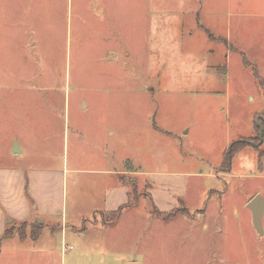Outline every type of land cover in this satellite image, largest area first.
Wrapping results in <instances>:
<instances>
[{
	"label": "rangeland",
	"instance_id": "1",
	"mask_svg": "<svg viewBox=\"0 0 264 264\" xmlns=\"http://www.w3.org/2000/svg\"><path fill=\"white\" fill-rule=\"evenodd\" d=\"M252 1L0 0V168L72 164L75 126H88L101 107L111 115L114 143L123 108L144 114L147 170L164 169L153 162L160 154L172 171L193 176L192 204L169 213L153 207L147 182L144 198L141 184L132 190L131 206L145 211L137 229L128 215L107 233L64 240L57 223L37 240L35 223L18 224L1 242L0 264H264V235L247 208L256 190L264 197V137L259 145L260 132L249 131L264 117L256 76L264 80V0ZM14 139L20 157L10 153ZM240 140L253 144L221 176L226 167L217 166Z\"/></svg>",
	"mask_w": 264,
	"mask_h": 264
},
{
	"label": "crops",
	"instance_id": "2",
	"mask_svg": "<svg viewBox=\"0 0 264 264\" xmlns=\"http://www.w3.org/2000/svg\"><path fill=\"white\" fill-rule=\"evenodd\" d=\"M228 2V4L235 3L241 7H245V4L249 6L255 4L252 0H228ZM235 10L239 13L242 12V9L239 11L235 8ZM107 101L101 100L100 104L105 107L108 105ZM84 105L83 109L88 110V106L85 103ZM122 110L124 111V120L121 124L120 143H114V126L110 124L111 115L100 107L92 114L88 126H75L74 128L72 164L69 161L65 162L62 170L61 167L58 168L59 165L50 170L40 167L25 169L18 166L10 169L0 168V240L2 242L4 239L12 238H4L7 230H13L16 234L19 229L18 224L21 227L28 224L32 228L35 223L38 228L35 236L37 240L45 228L54 230L57 223L60 232L62 227V239L64 240L72 236L85 238L83 232L88 230L89 235H94L96 232L107 233L128 215H132L130 218L138 220L135 223L137 229L140 227L139 214L143 215L144 210L143 206L140 208V205L131 206V194L132 190L136 188L139 191L141 184L143 188L141 198H144L146 182L149 185L147 197L151 200L153 207L161 213L172 212L178 209L182 203L186 206L192 204L187 201L188 178L193 177L192 173L172 171L170 167L166 166L172 164V160L163 158L160 154L153 157V162L154 165L161 162V165L165 166L164 169L147 170L145 134L140 127V117L143 118L144 114L139 109L133 112H129L125 108ZM156 129L158 128L155 127L152 130L153 134L157 133ZM254 129H256L255 124L249 131L253 132ZM161 132L163 133L162 130ZM165 135L169 134L166 132ZM86 148H89L88 153L84 152ZM10 149V153L15 157H20L24 153L22 145L16 139ZM158 152L161 153L159 150ZM227 152L224 155V160L217 166L218 168L223 165ZM259 158L261 162L264 160V157ZM87 162L89 167H86ZM233 163L229 172L220 173V175L231 174L234 170ZM70 175H73L75 188V216L69 219ZM194 177L199 176L195 174ZM240 178H246V175H242ZM258 194L259 192L256 190L254 196L256 197ZM118 212L120 215L117 223L103 221L107 216ZM86 214H89L88 217L93 221L90 229L85 223L87 221ZM70 231L72 232L69 233ZM134 240L135 244L133 243V248L130 249L132 256L136 255L134 257H137L140 250L136 245H139L140 236ZM106 244L108 247L110 245V251H113L114 245L112 247V244ZM1 251L2 249H0ZM116 251L118 252V250ZM127 264H139V262L134 260Z\"/></svg>",
	"mask_w": 264,
	"mask_h": 264
},
{
	"label": "trees",
	"instance_id": "3",
	"mask_svg": "<svg viewBox=\"0 0 264 264\" xmlns=\"http://www.w3.org/2000/svg\"><path fill=\"white\" fill-rule=\"evenodd\" d=\"M243 59H244V62H245V64L247 65V66H249L250 64H249V62L247 61V59H246V56L244 55L243 56ZM256 76H257V79H258V83H259V86H260V88H261V91H262V93H263V97H264V80L256 73ZM264 118V117H263ZM260 122L263 124V127H264V120L261 118V120H260ZM259 123V122H258ZM257 122H256V125H255V127H256V129H257V131L258 132H260V125L258 124ZM263 137H264V134H263ZM259 141H260V143H259V145H262V142H261V138H260V135H259ZM249 144H253V142H251V141H249V140H247V141H237V142H235L231 147H230V149L228 150V152H227V154H226V156H225V161H224V163H223V165L226 167L225 169H224V171L225 172H229L230 170H231V168H232V163H233V158H234V155L236 154V153H238L240 150H242L244 147H246V146H248ZM264 157V155H262L261 156V158H263ZM178 213H181V212H183L182 214H184L185 213V210L183 209H180V210H178L177 211ZM175 213V212H174ZM115 216H119L120 215V212H118V213H116V214H114ZM161 215V214H160ZM172 215H174V214H172ZM171 217V215H165V217ZM11 234V230H7L6 232H5V236H9ZM1 242H2V240H0V246H1Z\"/></svg>",
	"mask_w": 264,
	"mask_h": 264
},
{
	"label": "water",
	"instance_id": "4",
	"mask_svg": "<svg viewBox=\"0 0 264 264\" xmlns=\"http://www.w3.org/2000/svg\"><path fill=\"white\" fill-rule=\"evenodd\" d=\"M261 118L264 120L263 117ZM259 125L261 127L259 135L261 138V142H263L264 127L261 122H259ZM247 208L252 214V222L254 228L256 229V231L259 233L260 236H263L264 235V226H263L264 197L262 195H257L255 198H253L250 201V203L247 205Z\"/></svg>",
	"mask_w": 264,
	"mask_h": 264
}]
</instances>
